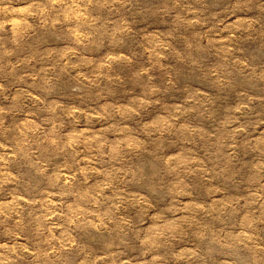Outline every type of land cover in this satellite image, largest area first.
I'll return each instance as SVG.
<instances>
[{"label": "rangeland", "instance_id": "obj_1", "mask_svg": "<svg viewBox=\"0 0 264 264\" xmlns=\"http://www.w3.org/2000/svg\"><path fill=\"white\" fill-rule=\"evenodd\" d=\"M0 264H264V0H0Z\"/></svg>", "mask_w": 264, "mask_h": 264}]
</instances>
